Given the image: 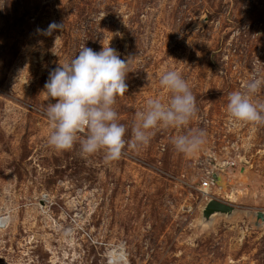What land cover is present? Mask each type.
Here are the masks:
<instances>
[{"label":"rangeland","instance_id":"374dc122","mask_svg":"<svg viewBox=\"0 0 264 264\" xmlns=\"http://www.w3.org/2000/svg\"><path fill=\"white\" fill-rule=\"evenodd\" d=\"M53 22L63 26L47 34ZM82 45L129 59L127 91L113 106L126 140L146 101L170 96L159 84L167 70L187 81L196 115L154 129L147 145L126 146L111 162L82 155L78 143L50 147L44 85ZM254 68L264 73V0H4L0 216L11 219L0 227V264H264L255 215L264 212V124L227 113L228 94ZM193 129L205 143L176 151L172 138ZM226 160L204 197L206 169ZM211 197L237 210L204 226Z\"/></svg>","mask_w":264,"mask_h":264},{"label":"clouds","instance_id":"9594fccd","mask_svg":"<svg viewBox=\"0 0 264 264\" xmlns=\"http://www.w3.org/2000/svg\"><path fill=\"white\" fill-rule=\"evenodd\" d=\"M3 3L0 0L2 6ZM62 26L53 22L46 33ZM128 63L129 59H121L109 45H103L98 52L82 45L74 58L49 73L44 92L51 101L45 109L53 129L47 138L50 147L63 151L78 143L82 155L103 152L105 162H111L122 156L126 146L147 145L158 127L180 128L189 124L198 111L196 97L180 73L167 70L159 84L170 96L167 100L149 98L135 114L131 141L126 140L128 129L119 122L113 106L116 98L127 91ZM262 89L264 73L254 68L239 90L228 94L227 113L233 122L264 124V98L257 95ZM205 139L203 129H193L173 137L172 144L176 151L191 154L200 149ZM10 219L0 216V227H7Z\"/></svg>","mask_w":264,"mask_h":264},{"label":"water","instance_id":"95a60500","mask_svg":"<svg viewBox=\"0 0 264 264\" xmlns=\"http://www.w3.org/2000/svg\"><path fill=\"white\" fill-rule=\"evenodd\" d=\"M214 178L217 179V176L214 175ZM237 210V207L234 204L222 201L216 198H209L206 203L202 206L200 211V222L201 225H210L213 221V216L224 215L231 216ZM257 218H260L264 221V212L257 211L255 212Z\"/></svg>","mask_w":264,"mask_h":264},{"label":"built area","instance_id":"2783aa9c","mask_svg":"<svg viewBox=\"0 0 264 264\" xmlns=\"http://www.w3.org/2000/svg\"><path fill=\"white\" fill-rule=\"evenodd\" d=\"M226 163L232 164L230 161H216L214 162L209 168L206 169V172L204 174V178L202 179L201 185L198 187L201 194L204 197L210 196V188L213 184V172L214 168L217 166V168H221L222 166H225Z\"/></svg>","mask_w":264,"mask_h":264},{"label":"bare ground","instance_id":"6f19581e","mask_svg":"<svg viewBox=\"0 0 264 264\" xmlns=\"http://www.w3.org/2000/svg\"><path fill=\"white\" fill-rule=\"evenodd\" d=\"M213 219H215L214 216H213ZM212 222H213V221H212Z\"/></svg>","mask_w":264,"mask_h":264}]
</instances>
